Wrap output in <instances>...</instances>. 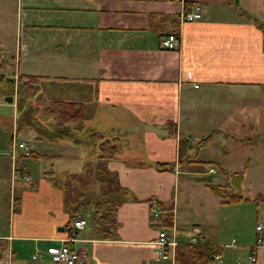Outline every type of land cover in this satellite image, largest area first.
<instances>
[{
  "label": "crops",
  "instance_id": "crops-1",
  "mask_svg": "<svg viewBox=\"0 0 264 264\" xmlns=\"http://www.w3.org/2000/svg\"><path fill=\"white\" fill-rule=\"evenodd\" d=\"M0 4L12 16L16 66L9 74L38 76L32 117L50 128L53 121L45 112L50 101L81 103L82 130L115 138L117 151L106 168L125 190L117 197L114 238L96 236L86 222L69 240L72 214L62 191L44 173L80 174L85 163H95L96 146L75 144L69 137H39L27 126L26 139L19 141L28 145L29 154L9 153L14 184H25H17L16 195L12 188L7 222L0 224V264H54L50 252L61 244L86 253L76 264H173L172 258L157 259L159 228L149 216L158 204L171 213L175 244L198 240L218 247L213 264H264V231H254L255 223L264 220V0ZM193 4L200 6L201 17L182 20L180 13ZM168 33L178 38L170 50L160 47ZM209 134L196 154L187 151L195 156L189 163H177L186 146ZM14 137L10 133V141ZM215 144L212 155L207 149ZM94 150L95 161H90ZM26 158L44 160L48 167L31 177ZM155 163H169L171 169L157 170ZM181 173L201 177L209 193L199 204L211 208L201 209L202 221L190 225L180 220L175 205ZM232 173L241 175L238 183H229ZM254 176L252 185L248 177ZM209 185L232 187L230 193L241 198L221 203Z\"/></svg>",
  "mask_w": 264,
  "mask_h": 264
},
{
  "label": "trees",
  "instance_id": "trees-1",
  "mask_svg": "<svg viewBox=\"0 0 264 264\" xmlns=\"http://www.w3.org/2000/svg\"><path fill=\"white\" fill-rule=\"evenodd\" d=\"M264 49V40H263ZM37 75L16 74V78L20 84L16 88L17 93L20 92V87L25 86L26 90H32L30 95H33L36 87L35 80ZM6 79L4 75H0V83ZM8 84V83H6ZM33 87V88H32ZM18 99L17 108L20 119L18 126L23 124L35 128L37 136L47 139H58L69 137L73 143L80 142L93 143L97 149V159L93 165L85 163L83 173L80 174H65L61 179L56 177L51 170L44 173V177L49 184L58 188L63 193L64 206L72 214L71 222L74 221L73 215L77 214L79 209H87L92 203L89 200V195L83 194L86 191L90 178L97 182V193L100 201L92 203L93 212L91 218L92 231L96 236L103 239H111L116 236V209L120 204L117 198L118 194L124 193L125 190L120 186L116 175L106 168V162L112 158L117 146L114 143L115 138L106 137L103 134L93 130H82V123L85 119V110L81 103L67 100H52L45 107V112L53 121L50 128H42L37 121L33 120L31 108L23 110V104ZM82 132V133H81ZM211 137V134L200 139L193 145L186 146L181 153L177 155V163L179 165L190 162L195 156L187 151H196ZM36 157V156H35ZM190 158V159H189ZM154 167L157 170L171 169L169 163H155ZM231 181L239 182L241 175L239 173L229 174ZM209 190L218 198L221 203H233L241 197L235 193L227 192L226 186L209 185ZM160 213L157 216H149V221L156 225L159 229L171 231L172 217L171 213L165 212L164 208L158 204ZM0 243V247H2ZM218 247L202 244L200 241L177 242L173 246L172 263L173 264H213V256L219 254Z\"/></svg>",
  "mask_w": 264,
  "mask_h": 264
},
{
  "label": "rangeland",
  "instance_id": "rangeland-1",
  "mask_svg": "<svg viewBox=\"0 0 264 264\" xmlns=\"http://www.w3.org/2000/svg\"><path fill=\"white\" fill-rule=\"evenodd\" d=\"M5 11L0 4V75H4L5 81L0 83V224H5L7 222V216L9 214L8 205L10 203V197L12 196V188L15 189L14 195H16V187L17 184H25L24 181H15L13 180V162L9 156L10 150H11V141H10V133L14 134V142H19V140L26 139V127L28 125H21L18 126V119L19 113L17 108L18 99L21 97V101L23 104V110L26 111L29 107H36V96L31 97L33 95H30L32 90H26L25 86L20 87V92L17 93L16 88L20 86L16 74L10 75L9 71H15V64L12 60V44L14 41V32H13V25H12V16L8 15V12ZM4 62H6V66L3 67ZM5 68V69H3ZM8 74H5L7 73ZM8 83V84H6ZM33 88V87H32ZM10 96L11 101L6 102L4 101V98ZM31 97V98H30ZM38 107V106H37ZM29 108V109H30ZM40 114V113H38ZM36 116V114H35ZM33 120H35L33 118ZM36 121V120H35ZM41 126V125H40ZM42 127V126H41ZM33 130L35 131L34 127ZM44 128V127H42ZM22 129V130H21ZM36 132V131H35ZM216 145V144H215ZM213 145V148L207 149L208 152H211L212 155L216 153L217 145ZM92 146V145H90ZM218 149V148H217ZM96 150L89 152V160L95 161L94 157L96 156L95 153ZM181 153V152H180ZM210 153H207L206 156H208ZM28 163V166L30 167V174L31 177L36 176L41 169H47L46 161L44 160H36L33 161L30 158H26L24 160ZM22 162V161H21ZM76 171H73V173H80L79 169H74ZM84 170V168H83ZM83 170L81 173H83ZM218 172L211 174L212 180H215V178L218 177ZM64 176H61L59 178H63ZM201 177L184 174L181 173L179 175V183L178 188L176 191V210H177V216H179L180 220L183 222L188 223L189 225L193 223L194 221L200 222L202 221L203 216L205 213H201V209L207 210L210 209L209 206H201L199 203L200 201H203V199L206 201L208 198V191L203 186V181L200 179ZM229 180V183L231 182L230 177H227ZM248 182L250 184L254 185V183L257 182V177H248ZM262 182V181H261ZM257 184L260 185V182ZM15 185V188L13 187ZM97 182L90 178L88 186L86 187V191H82L83 194L89 195V200L92 201H100V198L97 193ZM226 189L227 192L230 193L232 190ZM241 193V192H240ZM185 196H190L188 199V205H186V201H184L182 198ZM92 203L88 206V208L85 210L79 209L78 213L82 217L86 219L87 225H91V216L93 212ZM168 204H171V201L168 202ZM209 207V208H208ZM86 225V226H87ZM189 232H193L192 228L189 227Z\"/></svg>",
  "mask_w": 264,
  "mask_h": 264
},
{
  "label": "built area",
  "instance_id": "built-area-1",
  "mask_svg": "<svg viewBox=\"0 0 264 264\" xmlns=\"http://www.w3.org/2000/svg\"><path fill=\"white\" fill-rule=\"evenodd\" d=\"M186 10L180 13V18L185 21H192L199 19L201 17V8L198 4H193L191 6L185 7ZM178 44V38L175 33H168L163 38L160 39V47L163 49H174ZM14 149L21 150L24 155H28L30 148L24 141L14 142L11 140V150ZM160 211L152 210L151 215L157 216ZM86 224L85 219L82 216H76L75 220L72 222V230L70 231L69 240L74 236V233L78 230L84 228ZM254 231L256 233H261L264 231V220L262 222H257L254 225ZM259 241V239H256ZM198 240H192L191 243H196ZM156 243L158 245L157 259H170L172 258L173 246L175 243L172 240V234L166 230L158 229ZM36 253L31 256V259L36 260ZM86 257V253L83 250L73 248L67 244H61L58 248L50 252V260L54 264H76L82 262ZM218 255L213 256V260L217 259ZM247 260L251 263L254 260L253 253L251 252L247 256ZM235 264H240L236 262Z\"/></svg>",
  "mask_w": 264,
  "mask_h": 264
},
{
  "label": "water",
  "instance_id": "water-1",
  "mask_svg": "<svg viewBox=\"0 0 264 264\" xmlns=\"http://www.w3.org/2000/svg\"><path fill=\"white\" fill-rule=\"evenodd\" d=\"M4 101H6V102H10V101H11V97H10V96L5 97V98H4Z\"/></svg>",
  "mask_w": 264,
  "mask_h": 264
}]
</instances>
